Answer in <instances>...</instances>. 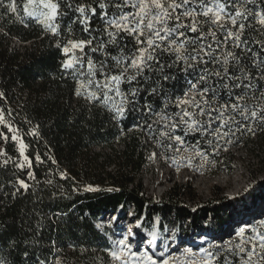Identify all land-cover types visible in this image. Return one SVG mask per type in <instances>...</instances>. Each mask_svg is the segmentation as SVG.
<instances>
[{
	"label": "snow or ice",
	"instance_id": "1",
	"mask_svg": "<svg viewBox=\"0 0 264 264\" xmlns=\"http://www.w3.org/2000/svg\"><path fill=\"white\" fill-rule=\"evenodd\" d=\"M9 15L41 29L59 53L58 78L71 83L85 108L98 109L121 134L132 121L127 131L141 133L157 150L150 159L159 155L177 168L195 160L213 165L221 152L264 133V0H0V17ZM40 127L0 105V171L11 172L13 199L33 197L35 218L27 239L0 244V264H15L21 245L23 264H62L36 250L44 247L43 232L66 213L48 215L38 206L46 192L50 201L67 198L60 181H73V192L81 186L34 147L43 140ZM126 215L133 222L120 231L123 216L115 214L94 225L109 264H264V209L227 242L198 246V260L191 248L177 254L175 229ZM80 247L82 254L90 251ZM49 249L58 251L56 241Z\"/></svg>",
	"mask_w": 264,
	"mask_h": 264
},
{
	"label": "trees",
	"instance_id": "2",
	"mask_svg": "<svg viewBox=\"0 0 264 264\" xmlns=\"http://www.w3.org/2000/svg\"><path fill=\"white\" fill-rule=\"evenodd\" d=\"M3 26L4 33H0V91L6 93L7 100L0 101V105H13L20 118L27 116L34 124H40L43 140L34 147L42 155L45 152L52 155L60 169L81 186L80 191L73 192V181H60L69 195L55 201H50L48 193H44V203L38 207L48 215L55 212L66 215L57 225H50L43 232L44 247L36 250L38 255L54 257L57 251L49 249L54 240L56 248L63 250V264H94V252L103 249L106 243L94 225L105 215L125 214L130 208L138 216L155 222L157 228L163 223L167 228L169 225L187 235L196 231L216 235L237 219L235 212L237 206L245 204L243 197L210 200L192 208L179 200L178 185L169 197L160 201L145 196L143 183L137 179L146 158L142 151L143 135L127 131L132 121L126 122L124 136H121V131L98 109L89 111L83 101L74 98L71 83L61 82L58 78L59 53L50 47V41L38 26L24 27L18 22ZM5 34L32 44L10 47V42L4 41ZM116 141L122 142V151L114 149ZM97 146H108L113 150L109 153L92 151ZM9 152L14 154L11 148ZM48 166L55 168L50 162ZM111 166L113 169L109 170ZM44 172L43 166L38 169V178L43 179ZM9 178L10 171H0V184L4 185L0 189V244L27 239V229L35 219L31 216L33 197L25 194L13 199L12 188L7 184ZM87 184L97 185L101 190L83 191V185ZM261 184L263 190L258 191L254 201L264 200V179ZM108 188L119 191L109 192ZM120 205L124 206L123 211L114 212ZM82 245L90 251L82 254ZM69 247L73 249L72 253L65 252ZM23 250L21 245L15 264H23L19 255ZM75 255L79 261L72 260Z\"/></svg>",
	"mask_w": 264,
	"mask_h": 264
},
{
	"label": "rangeland",
	"instance_id": "3",
	"mask_svg": "<svg viewBox=\"0 0 264 264\" xmlns=\"http://www.w3.org/2000/svg\"><path fill=\"white\" fill-rule=\"evenodd\" d=\"M12 22H14V18L10 15L0 17V33H4V24H11ZM5 36L4 41L10 42L8 44L10 47H29L32 44L30 41L21 42L15 35L5 34ZM5 106L13 108V105ZM144 140L143 138L142 143H144ZM142 147H146L144 152L146 158L141 171L137 175V179H141L144 195L150 199L160 201L165 197H169V194L173 193L172 190L176 185L179 187L177 192L181 193L179 200L192 208L210 200L219 201L224 199L226 201L240 197L245 199V204L237 206V211L235 212L237 219L229 224L223 232L217 233L215 238L209 233L199 231L190 233L188 236L184 231L179 232V230L168 225L169 229L177 231L178 241L173 247H178V255L184 249L191 248L192 260H198V246L203 245L206 247L209 243L227 242L232 237L233 230L238 227L237 224L239 222L251 220L254 215L258 216L261 210L264 209V200H253L255 197H258V191L263 190L261 182L264 179V138L261 137L260 139L257 136L252 138L250 145L244 146L237 150L235 154L229 156L225 160L224 165L217 160L215 164L204 167H200L201 162L195 160L190 167L185 166L184 163H180L179 168H177L173 166L171 161L166 162L159 155H157L156 159H150L151 153L157 151L151 143H144ZM114 149L122 151V142L116 141ZM112 150L108 146H97L92 149L94 152L103 151L106 153ZM108 169H113V166ZM128 212H131V208L126 213ZM126 213L115 214L123 216V220L116 226L117 231L133 222L132 217L126 215ZM111 215L113 214L105 215L99 222H106ZM103 249L94 252V264H109ZM65 252L72 253L73 249L69 247ZM56 258H59L61 261L63 260V250L58 249L56 255L50 259L55 260ZM72 260L79 261L78 255H75Z\"/></svg>",
	"mask_w": 264,
	"mask_h": 264
},
{
	"label": "built area",
	"instance_id": "4",
	"mask_svg": "<svg viewBox=\"0 0 264 264\" xmlns=\"http://www.w3.org/2000/svg\"><path fill=\"white\" fill-rule=\"evenodd\" d=\"M74 98H76V97L74 96ZM120 135H121V136H124V134H120ZM261 137L264 138V133H259V134L257 135V138H260V139H261ZM143 138L145 139L144 136H143ZM251 140H252V137H245V138L243 139V141L240 142L238 145L229 147V150H228L227 152H221L217 157H215V160H216V161L219 160V162H222V164L224 165V164H225V160H226L229 156L235 154V152H236L237 150L243 148L244 146H247L248 144L250 145ZM142 144H144V143H142ZM145 146H146V145H145ZM145 150H146V147H144V148L142 147V151H143V153L145 152ZM212 237L215 238V235H213ZM217 238H218V236H217Z\"/></svg>",
	"mask_w": 264,
	"mask_h": 264
},
{
	"label": "bare ground",
	"instance_id": "5",
	"mask_svg": "<svg viewBox=\"0 0 264 264\" xmlns=\"http://www.w3.org/2000/svg\"><path fill=\"white\" fill-rule=\"evenodd\" d=\"M242 222H244V221L239 222L237 225H240ZM192 248H193V247H192Z\"/></svg>",
	"mask_w": 264,
	"mask_h": 264
}]
</instances>
